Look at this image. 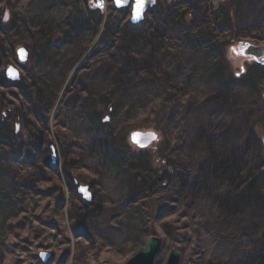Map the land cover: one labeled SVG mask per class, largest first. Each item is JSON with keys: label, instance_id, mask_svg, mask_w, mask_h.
I'll return each mask as SVG.
<instances>
[{"label": "trees", "instance_id": "16d2710c", "mask_svg": "<svg viewBox=\"0 0 264 264\" xmlns=\"http://www.w3.org/2000/svg\"><path fill=\"white\" fill-rule=\"evenodd\" d=\"M187 1L164 0L163 5H155L147 12V22L138 26L131 23L122 26V42L117 51L123 56L116 58L107 71L99 73L100 63L95 58L93 61L94 52H91L67 81L61 100L71 102L69 111L81 123L79 144L72 147V154L78 157L79 164L76 166L70 154L60 148L62 142L58 136L55 142L61 160L56 151L52 152L55 146L48 126L50 112L66 81L67 71L72 68H68L59 80L51 78L50 73L64 69V57L76 47V39H66L67 34L58 33L59 29L79 25L82 36L91 32L95 34L103 22L102 8L95 6L98 0L28 1V15L22 19L23 26L31 23V20L38 22L37 26L42 29L41 37L35 39L36 34L32 32L29 39L37 40L41 46L40 49H34L32 45L25 48L28 61L20 68L27 75L20 82L11 83L6 80L4 70L8 65H17L16 50L20 45L14 38L12 42L7 40L4 44L0 43L3 60L0 65V111L2 105L9 106L10 101L14 102L15 109L20 106L19 100L27 102V106L34 111L33 118L29 119L38 127L36 136L41 141L39 146L30 147L38 146L36 149L40 155L19 146L18 149L14 148L8 133L17 134L18 127L14 128L15 132L9 130L0 112V262H5L8 254L3 252L7 229L15 233L26 221L41 220L40 214L32 213L29 207L32 199L48 202L49 206L55 205V215L61 218L65 195L63 186L59 184L60 177L64 175L67 186L73 191L83 182L82 172L90 174L87 175L89 179L93 178L94 175L90 173L93 168L109 170L130 195L142 190L149 193L152 187L159 185L170 187L175 195L189 200L190 204H210L222 218L243 216V211L236 215L230 212L238 204L243 205L242 209L250 210L249 213L256 209L264 213V116L240 110V93H236L239 87L250 91L260 87L264 80L259 76L264 73V66L251 61L240 75H233L228 73L225 55L231 45L250 43L244 40L252 38L250 36L264 43V0H197L199 8L191 18L183 11ZM72 11L78 17L73 16ZM79 12L87 14L79 19L84 16ZM18 29H21L20 21L13 23L9 34L12 37L13 34L17 35ZM111 38L110 34L103 38V50L108 47L104 41ZM86 49H79L80 59ZM176 50H187L195 57L200 65L196 66L194 59H190L189 63L186 62L192 67L189 71L200 67L206 85L215 86L207 92H185L168 105L165 97H175L176 94L175 78L169 76L171 70L179 69L174 60ZM74 51L77 48L70 53ZM79 57L77 62H80ZM182 69L180 66L179 70ZM197 83L194 78L189 85L195 86ZM38 87H42V92H38ZM6 101L7 105L4 103ZM63 101L61 105L64 106ZM36 107H41V111L47 110L44 121L37 116ZM188 110L194 112L187 113ZM20 116L16 121L24 124L25 120ZM188 116L191 121H196L193 127L189 124ZM136 124L153 129L161 140L165 138V142L156 143L159 144L157 148L162 150L159 149L152 157L143 151L130 155L126 149L130 146L127 140ZM74 126L73 122H67L69 130ZM171 149L176 155L173 159L169 156ZM53 153H56L55 160ZM125 169L131 172L129 181L124 176H128ZM27 174L36 178L34 180L37 182L46 178L39 184L45 187L40 189L38 184H31L26 178ZM8 184L14 188L11 194ZM74 200L79 203V197L76 196ZM94 200L96 198L88 208L79 205V228L73 227L75 234H82L87 240L88 223L100 215L103 206ZM122 201L127 203L128 197L125 195ZM21 204L24 207L19 208ZM161 210L165 212L164 208H160L158 213ZM256 214L262 224L255 231L253 242H249L254 248L253 252L232 259H213L203 264H264V214ZM164 228L170 230L168 225ZM164 235L166 237V231ZM136 242V235L132 232L127 243L133 247ZM141 247L135 249L133 255ZM183 247L188 248L186 241Z\"/></svg>", "mask_w": 264, "mask_h": 264}, {"label": "rangeland", "instance_id": "374dc122", "mask_svg": "<svg viewBox=\"0 0 264 264\" xmlns=\"http://www.w3.org/2000/svg\"><path fill=\"white\" fill-rule=\"evenodd\" d=\"M28 1L29 0H0L1 44H4L7 40L12 42V39L14 38V41H17L20 47L27 48L28 46L29 48V45H32L34 49L36 47L40 49L41 43L35 40L41 37L40 32L42 29L37 26L38 22L36 20H31V23L23 26L22 19L27 17L29 3L31 2ZM163 1L164 0H156L155 5H163ZM91 2H93V0H91ZM66 3H68V1ZM103 5L104 6L101 10L103 22L100 27H98L95 34L91 32L89 34L85 33L82 36L81 31L79 30V25L68 27L66 29H59L60 32L58 33L62 35L67 34L66 39H76V47L73 46L74 48L72 49L77 48V51L70 53L71 49L67 56L64 57L62 62L65 64L64 69L61 68L54 74L50 73L51 78L56 77L59 80L65 75L68 68H72L67 71V76L65 78L66 81L58 93L59 97L55 102L54 108L50 112L48 126L50 131L49 135L54 141L55 146L52 152L56 151L57 157L61 160V154L58 152L59 147L55 142V139H57L55 137L58 136L60 142H62L60 148L62 147L63 151L70 154V158L73 159L74 162L76 161L75 166L79 163L77 161V155L72 154L74 152L72 147L77 146V143L79 144V130L81 129V123L79 122L78 117L76 115H71L69 111L72 108L71 102L67 100L68 102L66 101V104L65 101L61 100L64 96L65 85L74 75L75 71L82 65L86 56L91 52H94L93 61L95 58V61L98 60L100 63L99 65L101 69L98 71L99 73L107 71L112 63L116 61V58L119 56L122 57L123 54L117 51L120 42H122V39L120 38L123 32L122 26L131 23V6L127 9L116 10L112 0H103ZM198 8L197 0H188L183 11H186V16L191 18L194 13L198 11ZM72 14L73 16L78 17L75 11H72ZM5 16H7V19H5ZM147 16L148 14H145L141 22L131 24L138 26L143 22H147ZM84 17L85 15L81 18L79 17V19ZM19 21L21 29H18L17 35L13 34L12 37L11 34H9V30L13 23L17 24ZM32 32L36 34L35 39H29ZM144 32L148 31L144 30ZM107 34H110L112 38L104 41L108 44V47L103 50L101 43H103L102 40L103 38L105 39ZM250 37L254 38V36ZM252 38H244V40L249 41L250 44L254 46L264 45L263 42H258L256 39ZM246 43L247 42H245V44ZM3 47H5V45L2 46V48ZM86 47V52L80 59L79 49ZM65 48H67V46ZM242 48L243 47H240V45H231L226 49L225 55L227 56L226 59L228 61V73L231 72L233 75H240V73H242L241 69L246 67L248 62H251V59L249 58L244 59L241 57L242 55L234 54V52H239ZM174 54H177L174 57V60L177 61L175 62L177 67L180 69V66H182L184 69L179 70L175 68V71H170L169 76L175 78L176 94L175 97L170 95L165 97V101L168 105H170V102L176 100V98H181L185 92L201 93L203 90L207 92L210 88H214V84H212V86L206 85V78L202 71L203 69L197 67L196 69L189 71L192 67H189L186 62L189 63L190 59H194V64L196 66H199L200 62L195 57H192L187 50H176ZM78 57L80 62H77ZM1 61L3 60L0 55V65ZM1 67L2 66H0V69ZM25 75H27V73L20 68V79L17 83L20 82L21 78ZM260 77L261 80H264V73L260 74L259 78ZM194 78H196L198 83L195 86L189 85L190 80ZM177 82H179L180 86H178ZM38 88V92H42V87ZM12 89L13 88L10 90L11 92L13 91ZM14 92L19 94L17 90H14ZM236 93H240V110L251 115L261 114L264 116V97H261V95L264 96V82H262L261 86H258L257 89L254 88L253 91L239 87ZM43 94H45V91ZM62 101L64 106L61 105ZM19 102L20 106L18 109L14 108L13 101L9 102V106L2 105L1 107L0 112L5 117L9 130L15 132L14 128L18 127L16 131L17 134L15 135H12L13 133L11 132V134L9 131V141L14 143L15 149H18L17 146H19L20 148H25L31 152L33 151L37 153L38 149L36 148L41 144V141L37 138L38 136H36L38 127L35 126L34 121L29 119L33 118L34 111L32 112V108L27 106L28 104L25 100H19ZM161 102H164L163 98L161 99ZM4 103L7 105L8 101ZM188 106L189 105H187V108ZM40 108L41 107L35 108L38 113L37 116L41 117V121H44L46 119L47 110L42 109L41 111ZM190 112L194 111H187V113ZM18 115H21L20 117H22V120H25L24 124L16 121ZM187 118L189 119L190 126L193 127L196 121H191L189 116ZM69 121L76 125L72 130H69L67 127V122ZM147 123L148 122H144V124ZM131 131L156 132L153 129L142 128L139 124H136ZM127 141L130 145L126 148L129 150V154L137 155L141 150L133 146L129 142V138ZM158 141L157 143H160L161 141L163 143L166 140L165 138L161 140L159 137ZM32 145L38 146L35 148L30 147ZM157 147H159V144L155 143L150 148L143 150V153L152 157V155H155L156 152L161 149ZM168 152L170 153V151ZM56 153H53L54 158H57ZM37 154L39 156L40 152ZM169 156L170 159H173L176 156L173 154L172 149ZM143 161H146L145 158H143ZM95 165L97 164L95 163ZM90 173L94 175L93 178H90L91 180L87 176L90 174L82 172L83 182L79 183L77 189L75 187V190H73L74 192L69 186H67L64 175L60 177L59 184L63 186L65 195V204L62 208L61 218L55 215V205L50 204L49 206L48 202L43 203L39 202V199L37 198L32 199L29 207L32 213L40 214L39 219L41 218V220L39 222L41 224L37 219H32L23 223L20 230L15 233L11 231L12 229H7L4 239L7 248L5 249L4 244L3 252L5 251V253L8 254L6 261L0 262V264H122L132 257L134 250L141 247L150 236L159 237L164 245L156 257L154 264H166L169 253L173 249L180 254V264H203L204 262L213 259H232L241 256L243 253L254 251V248L249 245V242L251 240L253 242L256 236L255 231L262 224V220L257 219L258 215L256 213L259 215L264 214L257 212L259 211L257 209L249 213L250 210L242 209L243 205L238 204L234 208V211L230 212L236 215L243 211L245 212L243 216L237 218H222L217 210L213 209L210 204H190L189 200L185 201L184 198L175 195L170 187L156 185L151 188L149 193L142 190L137 194L130 195L128 192L126 193V191H124V186L117 183L109 170L106 169L101 171L98 168H93ZM125 173H128V176L125 174L124 176L126 180L129 181L131 179V177H129L131 172H128L127 169H125ZM47 176L48 174L45 177ZM26 178H28L34 186L38 184L40 189L43 188V186L45 187V185L40 186L39 184L42 182V179L45 181L46 178H41L39 182L35 181L34 179L36 178H31L28 174L26 175ZM146 180L149 182L148 179ZM150 183L153 182L151 181ZM9 185L10 184H8V186ZM148 186L149 185H147L145 189H147ZM81 187H86L88 189L87 194L90 196L89 201L84 199L82 194L78 192V189ZM54 188L55 187L53 186V189ZM13 191L14 188L9 186V194ZM75 194L79 197V203L74 200L76 198ZM125 195L128 197L127 203L122 201V198ZM94 198H96V200H94L96 203H102L103 206L100 210V215H96V218L88 223L89 236L87 240L83 238L82 234H75L73 232V227L79 228V205H82L83 208L85 206L88 208L93 205L92 200ZM14 206H16V203ZM21 207L24 206L21 204L19 208ZM160 208H164L165 212L163 213V210H161V212L158 213ZM136 209V212H131ZM19 210L20 209H17V211ZM70 213L72 214V217L69 216ZM10 220L12 221L13 218ZM37 223L39 225H36ZM166 225L170 227V230L164 228ZM164 231H166V237H163L165 236ZM132 232L137 238V244L135 243L133 247L127 243V238L130 237ZM185 241L188 243V248L183 247ZM41 254L48 255L45 261L42 260Z\"/></svg>", "mask_w": 264, "mask_h": 264}, {"label": "water", "instance_id": "95a60500", "mask_svg": "<svg viewBox=\"0 0 264 264\" xmlns=\"http://www.w3.org/2000/svg\"><path fill=\"white\" fill-rule=\"evenodd\" d=\"M113 2L117 9H121V8H127L130 5L131 0H127V3L124 4L123 6H117L115 0H113ZM134 3L135 0H133L132 12H131L132 24L139 23L143 20L144 14L148 11L149 8H151L154 5V0H145V6L142 11V16L139 19H133ZM245 46L246 48L242 55L246 57H251L256 63L260 65H264V46L254 47L247 44H245ZM20 49L17 50V58H18V62L20 64H23L27 61L28 54L26 50L23 49L26 53V57L23 60H21L19 54ZM9 67L13 68L16 71L17 73L16 78H12L8 75L7 70ZM5 76L11 82L19 81L20 78L19 71L13 66L7 67L5 71ZM136 134L139 135L137 136ZM134 136H136V140L133 139ZM129 138H130V142L133 145H135L138 149H146L157 140V135L154 132H149V131L148 132L135 131L130 134ZM87 190L88 189L86 187H81L78 189V192L82 194L84 199L89 201L90 196L87 194ZM161 245L162 242L159 238L155 236H151L146 240L144 247L139 249L133 257H131L127 262L123 264H154V261L161 250ZM47 256L48 255L41 254L42 260L45 261ZM166 264H180V254L176 250H171L168 259L166 261Z\"/></svg>", "mask_w": 264, "mask_h": 264}, {"label": "snow or ice", "instance_id": "6c2138e0", "mask_svg": "<svg viewBox=\"0 0 264 264\" xmlns=\"http://www.w3.org/2000/svg\"><path fill=\"white\" fill-rule=\"evenodd\" d=\"M115 3L117 4V6H123L124 4L127 3V0H115ZM95 6L103 8L104 6L103 0H98ZM144 6H145V0H135L134 7H133V19L141 18ZM5 19H7V16H5ZM19 54H20L21 60H23L26 57V53L23 49L19 50ZM7 73L12 78H16L17 76L16 71L11 67L8 68ZM136 135L138 136L139 134H136ZM133 139L136 140V136H134Z\"/></svg>", "mask_w": 264, "mask_h": 264}, {"label": "flooded vegetation", "instance_id": "af4514ba", "mask_svg": "<svg viewBox=\"0 0 264 264\" xmlns=\"http://www.w3.org/2000/svg\"><path fill=\"white\" fill-rule=\"evenodd\" d=\"M234 54H237V51H236V52H234Z\"/></svg>", "mask_w": 264, "mask_h": 264}]
</instances>
